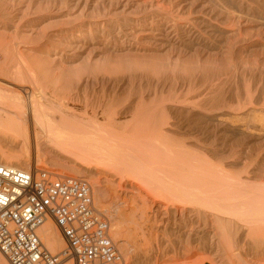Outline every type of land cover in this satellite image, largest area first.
<instances>
[{
  "label": "bare ground",
  "instance_id": "1",
  "mask_svg": "<svg viewBox=\"0 0 264 264\" xmlns=\"http://www.w3.org/2000/svg\"><path fill=\"white\" fill-rule=\"evenodd\" d=\"M5 31L0 163L90 179L132 264H264V0H0Z\"/></svg>",
  "mask_w": 264,
  "mask_h": 264
},
{
  "label": "built area",
  "instance_id": "2",
  "mask_svg": "<svg viewBox=\"0 0 264 264\" xmlns=\"http://www.w3.org/2000/svg\"><path fill=\"white\" fill-rule=\"evenodd\" d=\"M49 219L65 237L74 264H127L85 178L0 163V252L10 264H60L62 254L40 236Z\"/></svg>",
  "mask_w": 264,
  "mask_h": 264
},
{
  "label": "rangeland",
  "instance_id": "3",
  "mask_svg": "<svg viewBox=\"0 0 264 264\" xmlns=\"http://www.w3.org/2000/svg\"><path fill=\"white\" fill-rule=\"evenodd\" d=\"M39 13V12H38ZM38 13H36V14H38ZM40 14V13H39ZM33 16H35V13L33 14ZM30 18H32V15L31 14H29V15H25L24 14V16H22L18 21H17V23H18V25L19 26H26L27 24V21L30 19ZM62 25V24H61ZM60 26V23L59 24H52V25H50L49 27H50V29L49 30H55L56 28H58ZM48 27V28H49ZM24 30H28V29H24ZM5 33L6 34H3L2 36H0V40H3V39H7V41H10L11 40V38H12V31H5ZM3 37V38H2ZM5 39V40H6ZM18 41H23L24 39H21L20 37L17 39ZM38 44L39 42H37V41H35V42H31L30 44ZM36 150L34 149V151H33V155H32V164H33V167L34 166H38V167H43V168H48V169H51V170H53V171H55V170H57V171H59V170H63V172L64 173H66V175H73V176H79V177H83V176H80V175H77V174H75V173H73L70 169H68V168H63V167H58V166H51V165H49L45 160H43V161H40V163L37 161V159H36V152H35ZM35 152V153H34ZM35 158V159H34ZM38 162V163H37ZM44 162H46V163H44ZM37 163V164H36ZM35 164V165H34ZM49 166V167H48ZM52 167V168H51ZM63 173V174H64ZM65 175V174H64ZM83 178H85L90 184H91V181H90V179H88V178H86L85 176L83 177ZM92 185V184H91ZM119 184H116L115 186H116V188L118 187H120V186H118ZM93 186V185H92ZM113 187V186H112ZM115 188V187H114ZM114 188H113V190H114ZM93 189H94V186H93ZM112 199L113 200H115V199H118V200H116V201H112V200H109L108 202L110 203V204H108V202H106V201H104V204L105 205H112L113 206V208H112V210L115 212V214H117L118 215V213L117 212H120L121 210H122V208L124 209L125 207H126V203L124 202V200L122 199V198H120V200H119V198H116V197H114V193H112ZM94 200H95V205L97 206V208L99 209V210H101L100 208H99V206H98V203H97V200H96V197H95V193H94ZM110 201H112V202H110ZM117 201H120V203L118 202L117 203ZM122 201H123V203H122ZM118 205V206H117ZM116 206V207H115ZM115 207V208H114ZM117 208V209H116ZM120 211H119V210ZM118 210V211H117ZM127 226L128 225V223L127 222H125L124 223V226ZM112 229V228H111ZM139 232H140V226H138V227H135L134 226V232H133V234L131 235V236H128L127 238H126V243L129 245V246H131V245H133V244H138V245H141V242H140V234H139ZM111 234H112V237H113V239H114V241L116 242V244H117V242H118V244H117V246H118V248L120 247V245L122 244V242L124 243V238H125V236H124V233H120V234H118V235H115L114 233H113V231L111 230ZM175 245V244H174ZM121 246H123V245H121ZM66 247V250H67V246H65ZM119 250L121 251V253L123 254V256L125 257V259H126V261H127V264H132V261L134 260V258L132 257V254H134L135 252H133V253H130V254H128V255H126L125 253H124V250H123V248L122 247H120L119 248ZM156 249H154V250H152V249H149V250H147L146 252H145V260L143 259L142 261H140V262H138V264H153V262L155 263V264H158V262H156V258L157 257H154L155 259L154 260H151L152 261V263H150V261L148 262V260H147V258L148 257H153L154 256V251H155ZM62 250H60V251H55L54 253H58V252H61ZM186 252V253H185ZM197 252V253H196ZM178 253V252H177ZM177 253H174V255H173V253H171V255L172 256H175ZM184 254H182V252L180 253H178L177 254V256H175V258H176V263H173V262H171V261H163V260H159V261H161V262H159V264H214L215 263V261H216V263L215 264H220L221 262H219L220 260H222V259H220L221 257L219 256V257H217L218 255H210L209 253H206V251H202V250H200V252L197 250V251H195V252H187V251H184L183 252ZM170 253H165L164 255H166V256H163L164 258H168V257H170L171 255H169ZM182 254V255H181ZM192 254H194V255H192ZM169 255V256H168ZM178 255H180V256H178ZM181 256H186V257H181ZM200 256V257H199ZM211 256H212V259L214 260V262H211V261H209L208 259H207V257L208 258H211ZM72 258V255H70V254H68V253H66L63 257H61V261L62 262H66V260H69V259H66V258ZM147 257V258H146ZM159 257V256H158ZM194 257V258H193ZM215 257V258H214ZM205 260H204V259ZM219 258V259H218ZM180 259V260H179ZM183 259V260H182ZM147 260V261H146ZM198 260H200V261H198ZM203 260H204V262H203ZM219 260V261H218ZM182 261H185L184 263L182 262ZM197 262V263H196ZM218 262V263H217ZM61 263V262H60ZM72 264H74V260H73V258H72Z\"/></svg>",
  "mask_w": 264,
  "mask_h": 264
}]
</instances>
